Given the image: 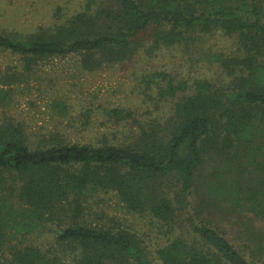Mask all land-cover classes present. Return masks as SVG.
<instances>
[{
    "label": "trees",
    "instance_id": "16d2710c",
    "mask_svg": "<svg viewBox=\"0 0 264 264\" xmlns=\"http://www.w3.org/2000/svg\"><path fill=\"white\" fill-rule=\"evenodd\" d=\"M214 34L234 44L216 58L229 79L156 75L159 98L172 100L147 120L110 111L135 127L122 144L0 124V244L57 223L62 249L1 245L0 264H264V0H86L52 27L0 32V50L27 71L67 56L96 71ZM108 193L161 225L155 259L136 234L90 217Z\"/></svg>",
    "mask_w": 264,
    "mask_h": 264
},
{
    "label": "rangeland",
    "instance_id": "374dc122",
    "mask_svg": "<svg viewBox=\"0 0 264 264\" xmlns=\"http://www.w3.org/2000/svg\"><path fill=\"white\" fill-rule=\"evenodd\" d=\"M85 2L0 0V32L27 35L52 27L80 11ZM234 49L231 39L214 34L192 47L176 45L152 54L141 51L131 61L104 65L96 71L81 70L74 56L42 62L27 71L18 56L0 50V124L20 123L33 137L58 134L72 143L122 144L135 127L131 119H116L110 111L130 112L140 121L160 115L172 99L159 98L156 75L168 74L191 84L196 79L216 78L222 72L228 80V71L216 58H228ZM90 209L97 213V217H90L98 218V223L136 234L149 259H155L156 250L165 243L167 235L157 220L128 212L114 193L101 194ZM58 229L57 223L49 224L42 230L15 235L0 246L33 244L54 256L62 250L56 242ZM6 248H0V256L8 254Z\"/></svg>",
    "mask_w": 264,
    "mask_h": 264
}]
</instances>
